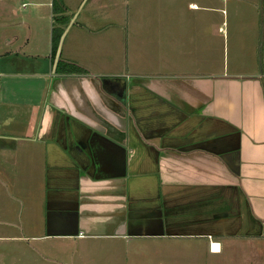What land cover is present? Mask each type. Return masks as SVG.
<instances>
[{"label": "crops", "instance_id": "crops-1", "mask_svg": "<svg viewBox=\"0 0 264 264\" xmlns=\"http://www.w3.org/2000/svg\"><path fill=\"white\" fill-rule=\"evenodd\" d=\"M60 15L72 19L68 9ZM86 19L80 26L90 31ZM177 23L165 22L172 32L164 40H183ZM50 30L48 81L45 72L36 75L25 97L0 86V112L22 114L4 124L0 113V242L27 251L7 262L218 264L238 246L260 254L264 53L256 69L246 54L243 72L163 43L167 53L147 55L144 70L90 73L69 46H57L51 60ZM57 61L78 73H54ZM102 78L117 79L111 84L124 88V105L102 92ZM14 209L19 234L9 236Z\"/></svg>", "mask_w": 264, "mask_h": 264}, {"label": "rangeland", "instance_id": "rangeland-1", "mask_svg": "<svg viewBox=\"0 0 264 264\" xmlns=\"http://www.w3.org/2000/svg\"><path fill=\"white\" fill-rule=\"evenodd\" d=\"M64 1L69 4L66 9L72 19L61 27L65 36L63 41V34L60 36L57 46L61 45L62 51L69 46L80 52L90 73H114L125 67L131 73L130 70H144L147 55L157 57L167 53L163 43L170 45L179 42L183 52L193 50L197 57L210 54L217 57L216 61L220 66L226 65L229 69L236 70L244 68L243 72H246V54L255 69L260 67L263 59L264 0ZM48 2L49 0H0V86L7 89L8 96H30L34 92L27 85L35 83V76L45 72L47 82L52 74V69L50 70L43 57L48 55L49 29L57 26L56 19L61 15L52 13L51 19ZM54 3L61 8L57 0ZM191 3L199 8L191 10L187 7ZM83 19L92 27L90 31L80 26ZM174 20L182 22L176 25L180 27V32H184L183 40L173 37L164 40L167 37L165 34L172 32L165 28V22ZM79 30L85 35L92 31L91 38L84 37ZM173 30L175 31L174 28ZM96 31L104 33L100 39L94 37L98 34ZM151 32H158L163 36L161 39L158 35L154 38L147 37ZM79 36L85 41L80 40ZM25 39L28 40L27 44ZM6 40L10 41L9 44H5ZM148 40H160L161 47L150 45ZM118 44L121 45L119 49ZM126 55L130 60L131 57L135 59L134 66L125 62ZM30 56L35 57L31 59ZM0 113L4 116V120H1L4 124L22 120L21 113L15 118L8 109H3ZM8 115L12 118L8 119ZM18 210L14 209L11 215L13 229L9 231V236L19 234V219L15 214ZM20 244L0 242V264H10L7 262L9 258L27 254ZM213 245L212 250L218 252V246ZM244 251L238 246L231 254L227 253V256L222 257L218 264H264V246L259 248L260 254L252 249ZM170 264L200 263L186 261Z\"/></svg>", "mask_w": 264, "mask_h": 264}, {"label": "trees", "instance_id": "trees-1", "mask_svg": "<svg viewBox=\"0 0 264 264\" xmlns=\"http://www.w3.org/2000/svg\"><path fill=\"white\" fill-rule=\"evenodd\" d=\"M55 1L56 0H53L52 6H51L52 13H57L60 15L63 11V8L62 7L58 8L54 3ZM56 23H57V25H61V26L65 25L67 23V19H66V17L59 16L56 19ZM61 32H62L61 29L57 28V27L51 28V30H50V57H51V60L53 59V56L55 54V51L57 48V42H58V39L61 35ZM78 71H79V69L70 63H63V62L57 61L55 63V66H54V73H56V74H73V73H78Z\"/></svg>", "mask_w": 264, "mask_h": 264}, {"label": "water", "instance_id": "water-1", "mask_svg": "<svg viewBox=\"0 0 264 264\" xmlns=\"http://www.w3.org/2000/svg\"><path fill=\"white\" fill-rule=\"evenodd\" d=\"M100 83V89L102 90V92H104L105 94L111 96L112 98H114L117 102L119 103H123L124 100V88H122L121 90L118 89L119 92H112L108 89L107 85L110 83V79L109 78H102L99 81ZM114 88L117 87V85L113 86Z\"/></svg>", "mask_w": 264, "mask_h": 264}, {"label": "flooded vegetation", "instance_id": "flooded-vegetation-1", "mask_svg": "<svg viewBox=\"0 0 264 264\" xmlns=\"http://www.w3.org/2000/svg\"><path fill=\"white\" fill-rule=\"evenodd\" d=\"M111 81H117V79H115V80H111ZM111 81H110V83L107 85V87H108V89L110 90V91H112V92H119L118 91V89H120L119 87L117 88H114L113 86H112V84H111ZM121 90V89H120ZM124 95H125V90H124ZM124 103H125V101L123 100V105H124Z\"/></svg>", "mask_w": 264, "mask_h": 264}]
</instances>
